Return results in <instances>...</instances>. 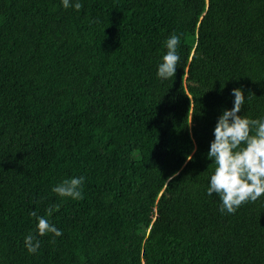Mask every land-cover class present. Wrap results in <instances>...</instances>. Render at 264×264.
Wrapping results in <instances>:
<instances>
[{"label": "trees", "instance_id": "1", "mask_svg": "<svg viewBox=\"0 0 264 264\" xmlns=\"http://www.w3.org/2000/svg\"><path fill=\"white\" fill-rule=\"evenodd\" d=\"M79 2L0 0V264H264V196L207 195L233 89L264 117V0ZM72 177L83 199L52 191Z\"/></svg>", "mask_w": 264, "mask_h": 264}, {"label": "clouds", "instance_id": "2", "mask_svg": "<svg viewBox=\"0 0 264 264\" xmlns=\"http://www.w3.org/2000/svg\"><path fill=\"white\" fill-rule=\"evenodd\" d=\"M65 9L74 7L79 11L83 5L77 0H62ZM180 37L173 33L166 41V54L158 65L157 77L161 80L172 78L177 73L180 60L178 48ZM234 107L224 110L218 118L214 129V140L210 144L208 159L215 165L210 177L207 195L214 193L221 201L220 211L235 214L245 203L256 202L264 196V117L251 119L246 115H238L245 103L244 91L233 89ZM255 95V94H254ZM192 159L191 156L188 157ZM84 177H72L63 180L53 187L52 191L60 197L83 199L81 186ZM59 206H56L58 210ZM53 208L47 209L51 216ZM38 221L36 228L39 236L48 233L55 237L63 235L62 230L50 223L44 216H38L35 211L30 213ZM55 243V240L51 241ZM25 247L30 254H35L40 248V241L33 235L25 237Z\"/></svg>", "mask_w": 264, "mask_h": 264}]
</instances>
